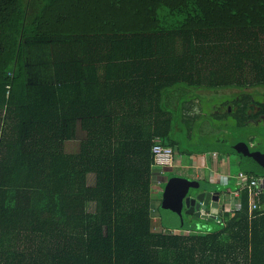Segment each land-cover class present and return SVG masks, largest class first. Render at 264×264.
I'll return each mask as SVG.
<instances>
[{"label": "trees", "instance_id": "obj_1", "mask_svg": "<svg viewBox=\"0 0 264 264\" xmlns=\"http://www.w3.org/2000/svg\"><path fill=\"white\" fill-rule=\"evenodd\" d=\"M259 89L264 0H0V264H264V193L232 216L220 200L214 232L152 227L171 168L153 149L180 147L168 97L235 90L244 130ZM227 148L264 178L250 144Z\"/></svg>", "mask_w": 264, "mask_h": 264}, {"label": "rangeland", "instance_id": "obj_2", "mask_svg": "<svg viewBox=\"0 0 264 264\" xmlns=\"http://www.w3.org/2000/svg\"><path fill=\"white\" fill-rule=\"evenodd\" d=\"M257 91V98L262 99L264 89ZM235 92V90L220 91L219 93L203 91V93H200L201 97H197L199 98L198 100L193 97L182 99L178 92L168 97L167 105H170L177 119L175 121L173 137L179 141L180 147L176 149L173 166L171 168H163L161 171L163 175H161V172H157L156 179L154 178L155 184L152 188V200L155 212H153L152 219L154 233H210L220 227L215 216H209L204 219L195 218L186 213H183L182 217L171 216L161 206L163 194L167 187L170 186L175 189L180 187V183H192L196 175L201 176V178H208L206 172L210 171V169H205V165L207 163L210 165L211 160H214L213 158H216L217 155L216 161H220V157H222V153L217 152L215 154L212 151L222 152L228 150L227 147L250 144L252 150L250 156H264V125L259 121H255L252 123L253 125H248L246 129H239L236 119L232 116V108L230 106L228 108L225 107V104L235 99L236 95H232ZM183 104H189L190 106L194 104L190 109V115L195 120L193 125L182 124L180 112ZM224 114L226 116L220 118V115ZM189 128L191 133H189ZM225 158L227 160L226 167L230 168V180L235 182L236 179L238 183L240 181L239 173H241L238 156L228 155ZM212 166L214 168L217 166L215 161H212ZM171 182L175 183L169 185ZM223 190L222 187L209 183L206 180L200 182L199 190H190L189 195L196 196L198 195V191L214 193L222 192ZM209 208L212 207L210 206Z\"/></svg>", "mask_w": 264, "mask_h": 264}, {"label": "water", "instance_id": "obj_3", "mask_svg": "<svg viewBox=\"0 0 264 264\" xmlns=\"http://www.w3.org/2000/svg\"><path fill=\"white\" fill-rule=\"evenodd\" d=\"M254 161L258 162V166L261 168L263 166L262 171L264 173V158H255ZM175 182H171L169 185L174 184ZM180 187L178 188H171L170 186L166 188L163 194V201H162V209L165 212L171 214V216H179L182 217L183 213L191 216H201L207 217L206 214H202V210L206 208L207 201L210 199L214 203H211V206L217 207V198L218 194H206V193H199L195 197H190L189 193L190 190H199L200 186L197 182L192 183H180ZM203 203V204H202ZM189 208L186 212H183V208ZM182 219V218H180Z\"/></svg>", "mask_w": 264, "mask_h": 264}, {"label": "built area", "instance_id": "obj_4", "mask_svg": "<svg viewBox=\"0 0 264 264\" xmlns=\"http://www.w3.org/2000/svg\"><path fill=\"white\" fill-rule=\"evenodd\" d=\"M155 165L158 168L161 167H172L174 164V154L171 149L163 148L159 145H156L153 149ZM240 181L238 183L240 190L232 194L226 195L231 204L228 208L231 215L235 214L236 211L242 210V204L239 198L242 195V191L247 189L251 201V212L257 207V200L260 194L264 193V178H252L251 180L247 179L244 175L239 177Z\"/></svg>", "mask_w": 264, "mask_h": 264}, {"label": "crops", "instance_id": "obj_5", "mask_svg": "<svg viewBox=\"0 0 264 264\" xmlns=\"http://www.w3.org/2000/svg\"><path fill=\"white\" fill-rule=\"evenodd\" d=\"M217 158H218V155H217L216 158H213L214 160H211V162H210L211 167H210L209 163H207L205 165V169H208V168L210 169V171L206 172L208 178L207 177L201 178V176L196 175L193 178L194 181H192V182H198V184H200L199 182L207 180V182L212 183L214 185L216 184V185H218V186H220V187H222L224 189L222 192H214V193H212V192L211 193H207V192H204V191L200 192V193L204 192L206 194H218V197H216L217 198V202H215V203H217V207L216 206L212 207L211 203L213 204L214 202L209 199L207 201L206 207L207 206H211L212 208H208L207 210L205 208L204 210H202V213L206 214L207 217L215 216V218L217 216H219V212H220V204L219 203H220V200L224 201L223 208H224V210H227L229 208L231 202L228 199H226V195L232 194V192H234V190H232V188L234 186L238 185V183H239V182L238 183L236 182V179H235V182H233V180H230V175H229V170H228L229 167L228 168L226 167V161H227L226 158L225 157H223V158L220 157V161H216L215 159H217ZM212 161H215V163L217 164V166H215V168L212 166ZM241 175L242 174H240V176ZM244 176L246 177V175H244ZM222 177H224V178H222ZM219 178H220V180H219ZM239 190H240V188H239Z\"/></svg>", "mask_w": 264, "mask_h": 264}, {"label": "flooded vegetation", "instance_id": "obj_6", "mask_svg": "<svg viewBox=\"0 0 264 264\" xmlns=\"http://www.w3.org/2000/svg\"><path fill=\"white\" fill-rule=\"evenodd\" d=\"M255 163L257 164V166L259 165L258 162H255ZM199 193H200V192H198L197 194H199ZM189 196H190V197H195V196H191V195H189ZM208 207H209V206L206 207V210L208 209ZM189 209H190V207H189V208L184 207V212H186V211L189 210Z\"/></svg>", "mask_w": 264, "mask_h": 264}]
</instances>
